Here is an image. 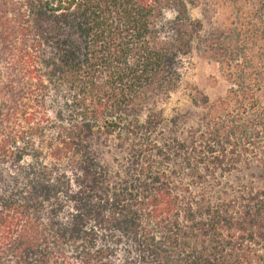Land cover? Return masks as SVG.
I'll return each instance as SVG.
<instances>
[{"label":"trees","instance_id":"16d2710c","mask_svg":"<svg viewBox=\"0 0 264 264\" xmlns=\"http://www.w3.org/2000/svg\"><path fill=\"white\" fill-rule=\"evenodd\" d=\"M193 51L231 112L174 148ZM249 158L264 176V0H0V264H264V183L216 188Z\"/></svg>","mask_w":264,"mask_h":264},{"label":"rangeland","instance_id":"374dc122","mask_svg":"<svg viewBox=\"0 0 264 264\" xmlns=\"http://www.w3.org/2000/svg\"><path fill=\"white\" fill-rule=\"evenodd\" d=\"M203 9V8H202ZM202 9L190 6V16L194 20L204 19ZM171 17V16H170ZM180 69V84L177 90L170 98L161 105L164 111V127L166 133V141L171 146L177 148L180 143L190 140L189 138L197 130L202 131L204 137L212 139L206 132V121L212 116H221L222 123H227L231 111L218 108L219 102L225 101L228 97L230 84L225 79L221 67L218 63L202 58L196 51L181 59ZM207 97L210 100L211 106L215 105L214 109L209 112V109L204 108L201 104L202 98ZM195 100L198 103H195ZM207 117V119H204ZM212 133V131L210 132ZM172 160L180 162L178 151L171 152ZM249 158L247 163L238 166L232 173L230 169H224L217 174L216 186L217 189L223 190L227 186L230 190L236 191L239 187L251 186L259 187L264 183V176L260 173L259 164ZM221 174H224L221 177Z\"/></svg>","mask_w":264,"mask_h":264}]
</instances>
